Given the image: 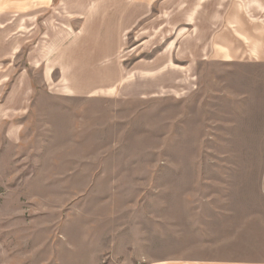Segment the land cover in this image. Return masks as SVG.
<instances>
[{"label":"rangeland","instance_id":"rangeland-1","mask_svg":"<svg viewBox=\"0 0 264 264\" xmlns=\"http://www.w3.org/2000/svg\"><path fill=\"white\" fill-rule=\"evenodd\" d=\"M256 1L0 0V264H264Z\"/></svg>","mask_w":264,"mask_h":264},{"label":"crops","instance_id":"crops-1","mask_svg":"<svg viewBox=\"0 0 264 264\" xmlns=\"http://www.w3.org/2000/svg\"><path fill=\"white\" fill-rule=\"evenodd\" d=\"M259 1L260 0H257L256 2H259ZM250 2L251 1H246V3H250ZM229 7H230L229 5L224 4V6L221 9L222 11L218 13L221 16V20L222 19L223 20L229 19V23L224 27H220V29L218 31H215L214 29H212V31L209 34L208 33L206 34L205 49H206L207 53H209L210 51H214V50L216 51L217 50L216 48L215 49L213 48L214 45L219 46V47H223L224 45H226L229 47V44L231 43V41L233 39H240V36L238 33L244 34V38L246 40H249V39L253 40L255 37L254 31H255V28H257L255 26H259L255 23V20H256L255 18H260V17L253 15L252 18H249V19L246 17L240 19L239 16L237 15V11L232 9V8H229ZM250 8H251L250 6L247 8L248 12L250 11ZM227 9H231V10H229L227 12H225V11L223 12V10H227ZM261 9H262L261 16H263L261 21H262V25L264 27V0H262ZM224 14H227L228 16L224 15ZM237 18L239 20H237ZM233 19L239 21V23H237V22L233 23L232 22ZM218 26H219V24H218ZM233 27H236L235 30H233ZM184 44H185V42H184V38H183V46H184ZM228 53H229V55H231L230 51ZM260 194H261V197L264 201V167H263V171H262L261 193ZM169 247H170V244H169ZM173 260H174L173 258H172V260L167 259L166 264L173 263ZM181 262H182V264H191L190 260L186 257L184 258V256L182 257ZM199 264H201V263H199ZM203 264H232V263L231 262L221 263L219 261H213V262H208V263H203Z\"/></svg>","mask_w":264,"mask_h":264}]
</instances>
